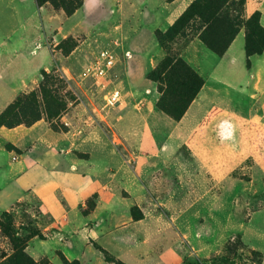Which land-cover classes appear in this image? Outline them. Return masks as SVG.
I'll return each instance as SVG.
<instances>
[{
    "label": "rangeland",
    "instance_id": "rangeland-1",
    "mask_svg": "<svg viewBox=\"0 0 264 264\" xmlns=\"http://www.w3.org/2000/svg\"><path fill=\"white\" fill-rule=\"evenodd\" d=\"M260 1L246 0L244 18ZM173 2L84 0L67 16L35 0H0V41L11 36L4 58L20 51L53 63L18 98L42 101L47 89L51 107L61 104L58 131L45 115L46 128L0 130V264H264L263 59L247 62L240 84L246 66L220 83L214 62L202 64L204 91L180 130L149 79L166 56L161 45L160 61L148 56L162 30L145 29ZM186 40L171 44L182 56ZM103 48L119 59L110 77H85ZM113 85L122 103L109 107ZM88 127L100 146L85 140Z\"/></svg>",
    "mask_w": 264,
    "mask_h": 264
},
{
    "label": "trees",
    "instance_id": "trees-1",
    "mask_svg": "<svg viewBox=\"0 0 264 264\" xmlns=\"http://www.w3.org/2000/svg\"><path fill=\"white\" fill-rule=\"evenodd\" d=\"M35 1L39 7L51 4L54 8L63 10L67 16L74 15L84 5V0ZM245 3L246 0H195L166 32H157L158 41L166 51V56L149 74V79L158 85L160 99L157 107L173 120H182L205 85L203 77L171 45L173 42L177 43V39H187L188 44L199 38L208 49L222 57L244 27L248 66H251L252 57L264 54L262 14L256 11L249 18H244ZM42 74H45V71ZM41 94L42 101L35 93L17 97L18 99L0 114V130L21 125L31 127L41 120L43 115L57 130L52 122L58 116L61 104L58 102L51 107L55 101L51 92L43 89ZM215 111L218 109L214 108L206 120L214 117ZM9 148L14 150L13 146ZM3 217L10 216L4 212Z\"/></svg>",
    "mask_w": 264,
    "mask_h": 264
},
{
    "label": "crops",
    "instance_id": "crops-1",
    "mask_svg": "<svg viewBox=\"0 0 264 264\" xmlns=\"http://www.w3.org/2000/svg\"><path fill=\"white\" fill-rule=\"evenodd\" d=\"M191 0H174L173 3H171L168 9L164 10L163 13L160 14L159 18H155L154 21H148L146 22L145 29H148L153 32V30L160 29L162 31H167L174 23L175 20L185 11V9L190 5ZM249 9V10H248ZM248 10V17L253 14L254 11L259 10L262 14L261 17V23L264 26V0H261L258 6L255 8L249 7ZM176 14V16L174 15ZM149 20V19H148ZM38 26H40V22H38ZM15 32V31H14ZM11 36L3 39V41H0V114L13 102L19 97L23 92H25L33 83L37 81L40 74H42L43 71L49 69L52 67L53 63H51L49 66L41 67L39 63L32 60L28 55L21 56L20 51H16L11 53V56L8 58H4L6 56V53L4 55L3 49L8 48L10 46L9 40ZM142 38L140 37L139 42L141 41L142 50H145L147 48L146 44L143 43ZM154 53L148 56L152 58L154 56L155 58L160 61L163 58L162 48L160 47V44H158L157 41H154ZM8 45V46H7ZM41 47L40 44H37L36 48ZM210 50L206 49L204 45L201 43V41L196 38L192 40L186 49L184 50V56L186 57L191 64L196 68V71L202 75V64H204L207 60H212L214 62V67L212 70V79L218 82H226V80H222L218 77L224 76L225 72H230V69L235 68H244L246 66L247 70L244 74V78L238 79L237 83L240 84L242 81L246 80L248 75H250V71L247 66V54H246V32L244 29H241L233 43L228 48L227 52L222 56H218L214 54V56H211ZM14 54V55H13ZM31 54H35V50L31 51ZM13 55V57H12ZM193 55L195 58H191L190 56ZM260 58H262L264 62V55L261 56H254L251 58L252 62H257L255 59H259V62L261 61ZM155 66V65H154ZM204 91V87L200 94L198 95L197 99L192 103L188 111L186 112L185 116L182 118L181 121L178 122V127L181 130L182 125L184 122L188 119L191 110L193 107L198 103V100L201 99L202 94ZM202 119H200L201 121ZM200 121L196 123V126L192 129L191 133L188 135H183L182 131L179 130L180 135L182 136H190L193 134V132L197 129L198 125L200 124ZM39 127L46 128V124H43L42 121L37 122L33 126L27 129L31 132L35 131ZM22 128V127H17ZM6 129V128H2ZM1 129V130H2ZM41 129V128H39ZM9 130V129H7ZM11 130V129H10ZM85 135L84 138L87 140L90 146H100V142L97 141L95 135L93 134V128L88 127L84 129ZM90 132V133H89ZM67 137H70V134H66ZM254 247H257L255 244H253Z\"/></svg>",
    "mask_w": 264,
    "mask_h": 264
},
{
    "label": "built area",
    "instance_id": "built-area-1",
    "mask_svg": "<svg viewBox=\"0 0 264 264\" xmlns=\"http://www.w3.org/2000/svg\"><path fill=\"white\" fill-rule=\"evenodd\" d=\"M118 60V55L115 49L103 48L95 56H93V59L84 71V75L85 77L106 81L116 67ZM101 86L106 88V83H102ZM122 95V89L118 85H113L111 90L105 95L107 106L115 107L121 104Z\"/></svg>",
    "mask_w": 264,
    "mask_h": 264
}]
</instances>
